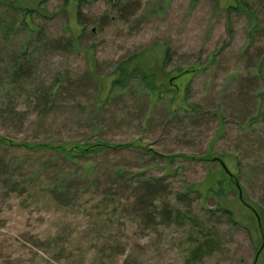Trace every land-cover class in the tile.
I'll list each match as a JSON object with an SVG mask.
<instances>
[{"label": "rangeland", "instance_id": "374dc122", "mask_svg": "<svg viewBox=\"0 0 264 264\" xmlns=\"http://www.w3.org/2000/svg\"><path fill=\"white\" fill-rule=\"evenodd\" d=\"M7 1L42 35L0 41V136L138 149L0 143V264H264V0ZM121 65L157 91L113 87Z\"/></svg>", "mask_w": 264, "mask_h": 264}, {"label": "trees", "instance_id": "16d2710c", "mask_svg": "<svg viewBox=\"0 0 264 264\" xmlns=\"http://www.w3.org/2000/svg\"><path fill=\"white\" fill-rule=\"evenodd\" d=\"M239 4H243V0H239ZM81 7L79 5L78 15H80ZM35 10L32 8H26L16 4L13 1L7 0H0V41L3 45H5L6 40L10 37L13 39L22 36L23 39V46L21 49L22 56L26 55L29 51V46L37 42L42 32H38V34H34L30 29V24L28 21L29 18H32L34 15ZM122 67L119 68L121 72V76L115 79L113 82V87H119L121 89H126L131 86L134 80L139 82V86L142 87L144 90H148L149 92L155 93L157 91V87L153 80V77L147 75L142 69L135 67L131 68L130 71L126 69L125 65H121ZM26 72V71H25ZM24 74V70L20 67L13 71L11 75V84L16 86L18 82L21 81ZM127 79H129L127 81ZM51 93H54L53 91ZM55 92L54 94H56ZM175 93V92H174ZM223 120V119H222ZM257 120V118L252 119V121ZM224 121V120H223ZM0 143L4 145H11V146H19L26 150H47L53 152H59L67 158H84L89 155H96L101 152H108V151H121L129 148H137V145L133 144H108L104 143H92V144H50V143H38V144H30V143H22V142H15L9 141L8 139L0 136ZM143 149V148H142ZM145 152H150L151 150L148 148H144ZM157 154H155L156 156ZM69 156V157H68ZM159 156V154H158ZM211 155H207L206 157H195L193 155H185V154H178L173 155L166 158H182L184 160H193L198 162H206L209 161ZM215 158V157H212ZM60 187V186H57ZM56 187V188H57ZM61 190H64L65 187H61ZM189 197V193H184L177 197L178 201H185V198ZM230 217V219L234 221L233 214L229 210H224ZM198 225V223H196ZM214 230L208 233V236L204 237L203 242L200 243V246L195 249L192 253V257L196 259H202L203 257L212 254L216 249L219 248V241L213 235Z\"/></svg>", "mask_w": 264, "mask_h": 264}, {"label": "water", "instance_id": "95a60500", "mask_svg": "<svg viewBox=\"0 0 264 264\" xmlns=\"http://www.w3.org/2000/svg\"><path fill=\"white\" fill-rule=\"evenodd\" d=\"M215 160H216L217 162H219L220 165L223 167L224 171H225L230 177H232V174L229 172V170H228L226 164L224 163V161H223L222 159H220V158H216ZM237 187H238L239 192H240V199L242 200V194H241V190H240V187H239V184H238V183H237ZM258 219H259V218H258ZM259 221H260V220H259Z\"/></svg>", "mask_w": 264, "mask_h": 264}]
</instances>
